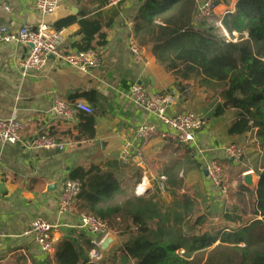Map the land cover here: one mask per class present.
<instances>
[{"label":"crops","instance_id":"crops-1","mask_svg":"<svg viewBox=\"0 0 264 264\" xmlns=\"http://www.w3.org/2000/svg\"><path fill=\"white\" fill-rule=\"evenodd\" d=\"M100 1L106 0H64L53 16L43 17L34 7L35 0H0V27L17 30L23 25L36 27L46 23L64 33L61 50L65 53L79 52L85 42L84 21L94 19L97 14L106 17L117 13L111 27L102 31L107 35V43L99 46L101 39L96 36L92 44L103 58L102 66L96 70L83 72L51 57L41 71L24 76L19 64L30 48L0 42V119L15 118L23 124V142L48 128L64 144L63 150H34L0 143V234L4 236L0 264H46L53 253H42L24 236L36 218H44L54 226V244L71 232L94 239L78 228L80 214L76 209L62 218L57 211L64 183L78 168L100 166L111 171L124 190L123 196L128 191L129 197L134 198L143 196L136 193V188L145 180L147 191L157 193L166 205L172 196L160 192V181L169 169L177 172L182 168L180 171L185 177L177 196L193 205L189 223L185 226V232L189 234L235 229L255 218L252 192L257 177L253 170L260 154L255 134L231 137L228 131L236 119V112L231 110L216 116L222 103L218 94L200 87L192 79L177 80L157 61L158 46L137 45L142 60L136 62L130 43L135 42V19L148 0H107L104 6L99 4ZM194 2L195 12L197 4ZM237 2L232 0L231 8ZM227 9L223 5L217 8L215 15L219 20L216 25L223 22ZM189 26L194 27V13ZM135 84L142 86L151 97L173 94L175 102L167 112L169 116L193 112L205 120L206 126L197 133L191 146L182 147L156 138L144 147L135 146L129 164L119 160L123 145L134 140L138 127L160 126L155 116L131 101L129 92ZM57 99L69 103L81 101L91 106L95 135L90 137L84 133L79 141L73 140L72 136L80 135V115L85 113L79 112L71 118H52L48 112ZM232 144L245 147L241 162L225 156L223 149ZM213 159L220 162L229 186V195L225 198L211 186L205 174L206 162ZM238 171H243L239 177L242 183L232 175ZM250 173H253V187L244 184L246 174ZM248 196L249 203L241 204ZM111 238L114 242L108 251L100 249L102 259L109 257L123 243V238L116 234ZM90 257L93 260L92 252Z\"/></svg>","mask_w":264,"mask_h":264},{"label":"trees","instance_id":"trees-1","mask_svg":"<svg viewBox=\"0 0 264 264\" xmlns=\"http://www.w3.org/2000/svg\"><path fill=\"white\" fill-rule=\"evenodd\" d=\"M194 5V0H148L135 19L133 37L141 47L158 46L157 61L177 80L192 79L216 92L222 101L216 116L236 112L228 131L231 137L255 134L260 153L253 170L255 218L235 229L189 234L185 226L193 205L188 200L166 205L157 193L147 191L122 205H109L124 193L115 175L100 166L78 168L70 177L80 184L77 213L99 217L123 243L109 257L94 261L92 240L71 232L54 244L46 264H264V0H238L235 11L225 16L223 26L243 35L236 43L220 37L209 20L190 27ZM116 16L97 14L84 21L87 38L79 52L95 50L96 36L101 39L99 46H104L107 35L102 31ZM80 116V135L72 136L77 141L84 133L95 135L94 115Z\"/></svg>","mask_w":264,"mask_h":264},{"label":"built area","instance_id":"built-area-1","mask_svg":"<svg viewBox=\"0 0 264 264\" xmlns=\"http://www.w3.org/2000/svg\"><path fill=\"white\" fill-rule=\"evenodd\" d=\"M83 1V0H81ZM196 1V10L194 13V27L201 25L204 21L210 20L215 16L217 8L221 5L228 9L224 15L234 12V7L225 5L227 0H204ZM231 1L232 0H228ZM64 0H35L34 7L43 17H51L55 14ZM222 26V22L219 23ZM225 37L229 33L223 28ZM65 40L64 33L53 29L46 23H40L36 27L23 25L17 30H10L6 27H0L1 43H16L29 47L27 56L20 62L19 67L25 76L30 72L41 71L47 64L49 58L56 60L67 66L86 72L88 70L99 69L103 64V58L95 50L86 52L65 53L61 50ZM130 50L135 57L136 62L142 60L141 50L135 42L130 43ZM131 101L140 109L152 114L159 121L160 126L142 125L136 129L134 140L126 142L120 152L119 160L123 164H129L133 156L134 147L139 145L144 147L156 138L172 141L182 147L191 146L197 133L205 126L206 122L193 112H185L175 116H169L168 110L172 108L175 102L173 94H160L151 97L146 90L135 84L129 92ZM83 112L92 115L91 106L76 101L73 103L61 99L55 100L53 106L48 112L52 118H71ZM24 129L15 118L4 120L0 119V143L6 145H21L25 148L34 150H63L64 144L59 142L53 136L48 128L37 133L34 138L28 142H23L21 133ZM224 154L228 159L240 161L244 157V151L239 146L232 144L226 146ZM205 171L211 186L222 196L229 195V186L225 181L223 168L219 161L210 160L205 164ZM165 178L161 179V188H163ZM147 192V184L143 180L136 188L138 195H144ZM80 193V184L75 181H66L57 201V211L59 217H65L75 212V206ZM78 228L94 237L92 245V258L94 261H100L102 255L100 249L105 240L113 237L115 233L111 231L108 224L99 217L81 213L79 215ZM54 226L44 218L34 219L24 236L34 243L42 253L50 255L54 252L53 240ZM4 236L0 234V251L3 248Z\"/></svg>","mask_w":264,"mask_h":264},{"label":"rangeland","instance_id":"rangeland-1","mask_svg":"<svg viewBox=\"0 0 264 264\" xmlns=\"http://www.w3.org/2000/svg\"><path fill=\"white\" fill-rule=\"evenodd\" d=\"M230 5H231V3L228 6H230ZM234 11H235V7H234ZM224 16H226V15H224ZM219 17L221 18V15H219ZM218 20H219L218 19V16L215 15L213 18H211L208 21L209 22L208 24H211V25L215 26L217 28V31H218L219 36L222 37L223 39H225V41L231 42V43H236L238 41V39L241 36H243V35L239 34L238 32L230 33V31H228V29L225 26H223V23H222V26L216 25L217 22H218ZM223 28L228 31V33H229V37L228 38L225 37L224 32H223ZM237 146H239L240 148H242V150L244 151V157H245V151H246L245 150V147L242 146V145H239V144ZM187 154L190 155L189 152H187ZM244 157L240 161H238V162H241L244 159ZM180 170H182V168ZM180 170H177V172H174L173 170H170L169 169L168 172H167V174H166V176H164L165 181H164L163 188H161V184L159 186V190H160V192L162 194H169V195L172 196L169 204L175 202V200H179V197L177 196V192L178 193L181 192V189L183 188V180H184L185 175H184V172H182ZM242 172L243 171H241V172L238 171V173L232 174L235 178L238 179L239 183H242V179L239 178L241 176V173ZM181 174H183L182 177H180ZM129 196H130V194L128 195V191H126V194H124V196H123V194L117 196L115 198V200L112 201L111 203L112 204H115V203L116 204H118V203H122L123 204L127 200L134 198V197H129ZM180 199H181V197H180ZM249 200H250V197L248 196V197H246L245 202L244 201H241V204L247 205V203H249Z\"/></svg>","mask_w":264,"mask_h":264},{"label":"water","instance_id":"water-1","mask_svg":"<svg viewBox=\"0 0 264 264\" xmlns=\"http://www.w3.org/2000/svg\"><path fill=\"white\" fill-rule=\"evenodd\" d=\"M198 2H203L204 0H197ZM205 174L207 176V172L205 171ZM244 184L248 187H253V173L250 174H246L245 178H244ZM114 240L112 238H109L107 240L104 241V243L102 244V251L103 252H107L109 247L111 246V244H113Z\"/></svg>","mask_w":264,"mask_h":264}]
</instances>
